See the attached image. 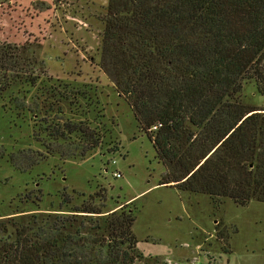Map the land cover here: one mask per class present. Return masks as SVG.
Segmentation results:
<instances>
[{"label": "trees", "instance_id": "16d2710c", "mask_svg": "<svg viewBox=\"0 0 264 264\" xmlns=\"http://www.w3.org/2000/svg\"><path fill=\"white\" fill-rule=\"evenodd\" d=\"M108 11L101 65L170 170L158 184L238 205L264 201V108L241 99L249 82L264 95V0H109ZM23 51L0 40V96ZM18 97L23 114L38 109ZM81 97L64 92L46 129L57 143L78 137L83 156L107 130L66 116ZM44 146L12 152L9 161L28 171L56 150ZM106 200L104 190L74 204L64 191L57 213L17 208L0 218V264H150L133 210L101 216Z\"/></svg>", "mask_w": 264, "mask_h": 264}, {"label": "rangeland", "instance_id": "374dc122", "mask_svg": "<svg viewBox=\"0 0 264 264\" xmlns=\"http://www.w3.org/2000/svg\"><path fill=\"white\" fill-rule=\"evenodd\" d=\"M108 5L0 0V40L27 48L11 73L14 83L0 96V218L19 215L17 208L28 215L57 213L64 191L81 204L106 190L101 216L133 210L139 249L150 264H264V201L238 205L158 184L170 170L101 65ZM64 92L82 95L66 116L75 113L76 120L88 118L107 130L100 146L83 156L78 137L57 143L48 136ZM17 96L38 109L23 114ZM241 99L264 108L254 82L245 84ZM44 143L56 150L32 169L23 172L9 161L22 149L46 151ZM39 195L41 202L34 199Z\"/></svg>", "mask_w": 264, "mask_h": 264}, {"label": "built area", "instance_id": "2783aa9c", "mask_svg": "<svg viewBox=\"0 0 264 264\" xmlns=\"http://www.w3.org/2000/svg\"><path fill=\"white\" fill-rule=\"evenodd\" d=\"M118 176H121V174H117Z\"/></svg>", "mask_w": 264, "mask_h": 264}]
</instances>
